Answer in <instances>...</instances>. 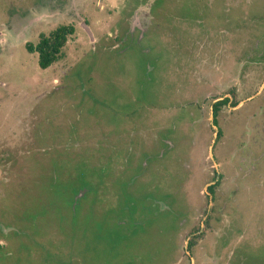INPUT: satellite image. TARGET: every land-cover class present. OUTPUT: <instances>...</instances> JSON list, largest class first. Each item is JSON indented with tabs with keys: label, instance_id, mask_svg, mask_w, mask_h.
<instances>
[{
	"label": "rangeland",
	"instance_id": "1",
	"mask_svg": "<svg viewBox=\"0 0 264 264\" xmlns=\"http://www.w3.org/2000/svg\"><path fill=\"white\" fill-rule=\"evenodd\" d=\"M72 263L264 264V0H0V264Z\"/></svg>",
	"mask_w": 264,
	"mask_h": 264
},
{
	"label": "trees",
	"instance_id": "2",
	"mask_svg": "<svg viewBox=\"0 0 264 264\" xmlns=\"http://www.w3.org/2000/svg\"><path fill=\"white\" fill-rule=\"evenodd\" d=\"M74 32V27L70 24L68 25H60L56 28L50 30L48 33H41L38 37V40L36 43L28 42L25 44L26 49L29 52L37 53L38 58V65L40 68L45 69L49 67V65L55 63L57 61L62 53V49L65 46L69 36H71ZM228 99L224 98L223 100H219L216 102H213V115L215 117L216 112L219 109V106L226 103ZM215 124V119L213 120ZM215 184H211L207 187L208 192H212L213 187ZM110 223H107L105 221L102 222V224H96V227L94 229H91L89 225L85 226V230L87 234L91 232L89 236L90 238H96L98 240L102 239V234L105 236L104 238H111L112 246H110V249H108V252H111L113 249L116 248L118 242H121L124 239H129V236H126L122 234V230H124L125 226L121 224H117L114 222V224L109 225ZM139 228L140 225L138 224ZM81 227V226H80ZM130 232L132 233L134 229H136L132 224L129 226ZM102 232V233H101ZM106 233V235L104 234ZM86 234V235H87ZM84 237L83 241L89 239H85ZM97 240V241H98ZM192 245V241L188 242L187 249H190ZM107 253V252H106ZM75 264V263H72Z\"/></svg>",
	"mask_w": 264,
	"mask_h": 264
},
{
	"label": "flooded vegetation",
	"instance_id": "3",
	"mask_svg": "<svg viewBox=\"0 0 264 264\" xmlns=\"http://www.w3.org/2000/svg\"><path fill=\"white\" fill-rule=\"evenodd\" d=\"M65 180H67L68 182H69V175H67L66 177H65ZM80 181L79 182H77L76 181V183H77V187H71V198H70V205H73V214L75 213V211H76V207L77 206H80L79 204H78V201L80 202V204H81V201H82V199L84 198V197H87V198H89V200L86 202V203H88V202H91V201H93V198L94 197H92L93 195L92 194H90V193H87L86 192V185H87V183H85V181L83 180V179H79ZM90 198H91V200H90ZM92 203H94V206H93V208L95 207V201H93ZM89 212H91V211H89V207L88 208H86V210H85V212H83V214L84 215H86V214H88ZM79 213H80V211H79ZM78 212H76L75 214H76V216L79 214ZM86 213V214H85ZM91 214V213H90ZM88 216V215H87ZM73 218H74V216H73ZM77 218V217H76ZM77 221V220H76ZM132 222H133V220H129V221H127V223H128V228H127V230H122V234H124V235H126V236H129L130 234H131V232H130V225L132 224ZM124 223H125V220H124ZM75 227H76V225H74ZM74 227V228H75ZM71 233H72V235L73 236H75V235H78V237H82V239H84V237L86 236V238L85 239H87V238H90L91 236H89L90 234H91V232H90V234L88 233L87 234V232H86V230H85V226H82L81 225V227H79L78 229L77 228H75V229H73L72 231H71ZM102 233V232H101ZM87 234V235H86ZM104 234L106 235V233L104 232ZM103 235V234H102ZM103 237H105V236H103ZM88 251H89V254H91L92 255V253H91V248H89L88 249ZM94 251H95V249H94ZM103 252V253H105V257H106V260H109V258L112 256V260H113V258L115 257V253L114 254H112V252H111V255H109V254H107L106 253V250H100L99 248H98V250H97V252ZM99 252H98V254H99ZM97 253L95 254V256H94V260H97V257H99L100 255H98ZM84 258V257H83ZM70 259V258H69ZM99 259H101L100 257H99ZM71 261H73V259H70V262ZM83 261H85V260H83Z\"/></svg>",
	"mask_w": 264,
	"mask_h": 264
},
{
	"label": "water",
	"instance_id": "4",
	"mask_svg": "<svg viewBox=\"0 0 264 264\" xmlns=\"http://www.w3.org/2000/svg\"><path fill=\"white\" fill-rule=\"evenodd\" d=\"M88 31V29H86ZM89 32V31H88Z\"/></svg>",
	"mask_w": 264,
	"mask_h": 264
}]
</instances>
